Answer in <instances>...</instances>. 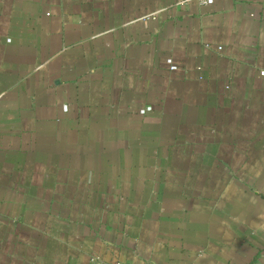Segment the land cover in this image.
<instances>
[{"label": "crops", "instance_id": "0c3cea01", "mask_svg": "<svg viewBox=\"0 0 264 264\" xmlns=\"http://www.w3.org/2000/svg\"><path fill=\"white\" fill-rule=\"evenodd\" d=\"M182 1L0 0V264H264V0Z\"/></svg>", "mask_w": 264, "mask_h": 264}, {"label": "built area", "instance_id": "2783aa9c", "mask_svg": "<svg viewBox=\"0 0 264 264\" xmlns=\"http://www.w3.org/2000/svg\"><path fill=\"white\" fill-rule=\"evenodd\" d=\"M191 1H197L202 5L211 6L215 3V0H183L182 3H187ZM171 63V62H170ZM172 69H176V67L172 66ZM262 75H264V72H262ZM144 113V111H142Z\"/></svg>", "mask_w": 264, "mask_h": 264}]
</instances>
